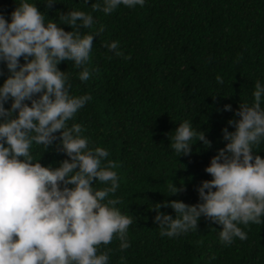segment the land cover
<instances>
[{"label": "trees", "instance_id": "trees-1", "mask_svg": "<svg viewBox=\"0 0 264 264\" xmlns=\"http://www.w3.org/2000/svg\"><path fill=\"white\" fill-rule=\"evenodd\" d=\"M93 2L55 0L46 6L36 0V6L66 31L71 26L60 23L56 14L73 8L94 17L93 27L81 33L103 25L93 34L86 81L78 79L80 68L70 60L57 67L69 76L70 94L92 97L69 124L84 126L90 147L108 149L106 160L115 163L119 178L116 192L109 195L119 197L116 207L133 217L128 248L119 249L115 237L100 246L101 251L112 249L108 264H264V214L260 224L239 225L246 239L223 244L221 225L203 215L196 229L160 235L152 207L162 200L197 202L196 185L211 178L204 167L225 143L221 128L232 130L227 120L238 118L233 110L239 103L251 105L255 82L264 83V0H145L143 6L121 4L110 13L92 11ZM14 7L15 0H0L5 19ZM112 40L124 55L105 47ZM0 70L2 82L7 74L2 62ZM224 104L232 110H223ZM184 119L204 130L211 145L196 140L192 151L176 155L170 137ZM255 149L264 157V141ZM30 151L42 165L55 167L68 158L57 141L44 149L34 144ZM171 181L183 190L166 194ZM93 186L104 185L95 181ZM159 211L175 215L171 206L162 204Z\"/></svg>", "mask_w": 264, "mask_h": 264}, {"label": "clouds", "instance_id": "clouds-1", "mask_svg": "<svg viewBox=\"0 0 264 264\" xmlns=\"http://www.w3.org/2000/svg\"><path fill=\"white\" fill-rule=\"evenodd\" d=\"M44 2L51 6L55 0ZM144 3L94 0L91 9L110 13L121 4ZM56 15L71 30H64L54 19L46 20L36 0H15L10 19L0 13V62L7 69L0 82V264H108L112 249L101 251L102 244L115 237L119 249L129 247L133 217L116 207L119 197L109 195L119 186L116 165L106 160L108 149L89 146L83 125L69 124L92 97L70 94L69 76L57 67L61 60H70L80 68L78 79L86 81L93 34L103 31V25L81 33V28L93 27L92 12L73 8ZM105 47L124 55L116 40ZM216 80L223 83L220 75ZM252 96L251 105L239 103L233 110L238 118H228L232 130L221 128L225 143L204 167L211 178L196 185L197 202L172 199L152 206L160 235L173 237L196 229L203 215L221 225L219 240L229 244L234 237L247 238L239 225L261 223L264 157L256 153L258 148L254 150L264 141V83L260 80ZM222 107L232 110L230 104ZM170 140L176 155L188 154L196 140L205 147L211 145L204 130L193 127L189 119L176 125ZM53 141L68 158L55 167L42 165L30 149L34 144L44 149ZM95 181L104 186L94 187ZM182 190L183 185L178 188L171 181L166 194ZM162 204L171 206L175 215L159 211Z\"/></svg>", "mask_w": 264, "mask_h": 264}]
</instances>
